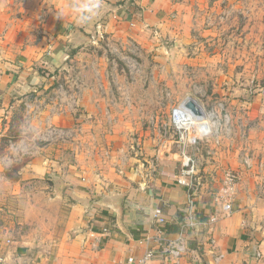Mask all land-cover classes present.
Listing matches in <instances>:
<instances>
[{
	"label": "crops",
	"instance_id": "obj_1",
	"mask_svg": "<svg viewBox=\"0 0 264 264\" xmlns=\"http://www.w3.org/2000/svg\"><path fill=\"white\" fill-rule=\"evenodd\" d=\"M65 3L0 0V264H127L130 256L139 258L147 249L157 248L158 242L181 235L187 238L188 252L180 264H264V207L255 205L253 189H243L241 179L230 211L216 201L225 189L213 170L218 172L221 164L240 172L245 169L243 161L237 163L226 151H215L207 161L210 175H205L193 204L196 219L204 225L191 230L185 226L187 192L176 179L177 144L160 141L152 130L134 136L138 123L129 116L123 120L121 111L99 107L97 92L88 86L84 85V126L79 129L84 147L105 141L110 155L106 163L74 151L71 141L80 134L75 133L69 143H58L53 134L61 131L58 126L69 129L65 134L73 126V113L67 109L52 110L46 142L39 139L43 119L32 118L35 130L26 138L18 113L55 82L52 73L64 61L66 65L74 51L82 54L103 34L130 45L156 43L162 48L170 32L187 31L189 9L196 2L103 0L102 11L87 25L76 24L66 13L58 18ZM172 13L175 20L183 16L186 24L172 25ZM107 111L111 120L118 116L110 127L104 122ZM136 139L143 141L141 155L129 150ZM11 196L20 205H9ZM24 198L30 199L27 208L52 216L48 219L52 244L47 237L31 240L21 234L24 220L18 215L24 210ZM156 207L167 223L153 220ZM158 258L152 263L160 264L162 257Z\"/></svg>",
	"mask_w": 264,
	"mask_h": 264
},
{
	"label": "rangeland",
	"instance_id": "obj_2",
	"mask_svg": "<svg viewBox=\"0 0 264 264\" xmlns=\"http://www.w3.org/2000/svg\"><path fill=\"white\" fill-rule=\"evenodd\" d=\"M195 2L190 5L187 31L170 32L162 40V48L156 43L152 47L130 45L128 40L103 34L95 46L82 54L74 51L67 64L64 61L52 73L55 82L39 96H33V101L24 104L18 113L26 138L35 130L32 118L43 119L39 139L46 142L50 135L48 121L54 117L52 110L67 109L73 113V126L69 134H65L69 130L65 126H58L61 131L53 133L58 136V143H69L75 133L80 134L82 137L71 141L74 151L82 150L86 158L106 163L110 155L105 141L84 147L86 142L82 140L84 85L98 93L99 107L114 113L121 111L123 120L129 116L138 123L136 137L140 130L151 132V117L167 121L172 107L182 100H193L204 109L213 131L209 139L199 143L201 181L210 175L205 170L207 161L219 149L226 151V156L235 157L237 163L248 158L251 166L245 165L243 174L240 172L241 185L243 189L251 187L255 205L264 207V0ZM170 18L175 20L174 13ZM182 22L183 16L172 25L184 26ZM107 112L104 122L110 127L118 116L115 114V121L111 120ZM168 140L174 146L175 135ZM174 148L178 152V147ZM218 167V172L213 170L218 183L226 169H234L225 164ZM29 200L23 199L24 210L18 215L24 220L21 234L31 240L47 237L52 244L48 233V219L52 216L48 211L27 208ZM7 202L20 205L15 196L8 197ZM262 212L264 222V208Z\"/></svg>",
	"mask_w": 264,
	"mask_h": 264
},
{
	"label": "built area",
	"instance_id": "obj_3",
	"mask_svg": "<svg viewBox=\"0 0 264 264\" xmlns=\"http://www.w3.org/2000/svg\"><path fill=\"white\" fill-rule=\"evenodd\" d=\"M188 101L182 100L172 107L167 121H158L157 118L151 117L149 123L151 130L158 135L160 141L168 139L172 134L176 137L178 147L176 154L178 155L180 163L179 173L176 175V179L178 184L182 185L187 192L188 220L185 226L186 229L192 230L204 225V223L200 222L202 220L196 219L197 217H195L193 212L194 201L203 185L197 152L201 150L199 145L200 141L209 139L213 131L206 120L205 113L202 116L195 115L186 106ZM217 143H219V140H217ZM142 148L143 141L140 139L133 140L129 146V150L136 155H141V152H143ZM208 152L213 153L212 150ZM244 164L248 167L251 166L248 158L245 159ZM241 179V173L238 170L226 169L224 171L222 187L225 189V193L216 196V201L223 204L224 210L230 211L232 209V202L241 184ZM152 217L160 225L168 222V218L159 207L153 209ZM215 219V217L211 218V220ZM187 252V238L181 235L173 241L158 242L157 248L147 249L145 254L139 258L130 256L127 259V264H153L152 262L156 258L159 259L158 257H162L160 264H180L181 259Z\"/></svg>",
	"mask_w": 264,
	"mask_h": 264
},
{
	"label": "clouds",
	"instance_id": "obj_4",
	"mask_svg": "<svg viewBox=\"0 0 264 264\" xmlns=\"http://www.w3.org/2000/svg\"><path fill=\"white\" fill-rule=\"evenodd\" d=\"M102 8L103 0H66L58 13V18H62L66 13L76 24L87 25L97 18Z\"/></svg>",
	"mask_w": 264,
	"mask_h": 264
},
{
	"label": "water",
	"instance_id": "obj_5",
	"mask_svg": "<svg viewBox=\"0 0 264 264\" xmlns=\"http://www.w3.org/2000/svg\"><path fill=\"white\" fill-rule=\"evenodd\" d=\"M195 115L200 116L201 115V111L199 110V108L197 107V104L195 101L193 100H189L187 102L186 105Z\"/></svg>",
	"mask_w": 264,
	"mask_h": 264
},
{
	"label": "bare ground",
	"instance_id": "obj_6",
	"mask_svg": "<svg viewBox=\"0 0 264 264\" xmlns=\"http://www.w3.org/2000/svg\"><path fill=\"white\" fill-rule=\"evenodd\" d=\"M196 104H197V107L199 108V110L201 111V115L200 116L204 115V111H203L204 109L202 110V108H201L200 104H198V102H196Z\"/></svg>",
	"mask_w": 264,
	"mask_h": 264
},
{
	"label": "trees",
	"instance_id": "obj_7",
	"mask_svg": "<svg viewBox=\"0 0 264 264\" xmlns=\"http://www.w3.org/2000/svg\"><path fill=\"white\" fill-rule=\"evenodd\" d=\"M12 177V175H10ZM13 178V177H12Z\"/></svg>",
	"mask_w": 264,
	"mask_h": 264
}]
</instances>
